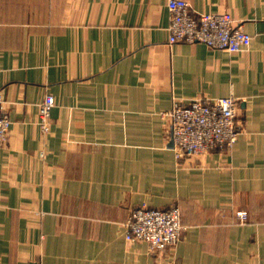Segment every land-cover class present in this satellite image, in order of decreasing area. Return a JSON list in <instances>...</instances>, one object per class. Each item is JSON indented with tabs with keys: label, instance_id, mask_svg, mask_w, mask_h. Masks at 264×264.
Returning <instances> with one entry per match:
<instances>
[{
	"label": "crops",
	"instance_id": "0c3cea01",
	"mask_svg": "<svg viewBox=\"0 0 264 264\" xmlns=\"http://www.w3.org/2000/svg\"><path fill=\"white\" fill-rule=\"evenodd\" d=\"M168 1L0 0V264H264V0H186L230 12L239 52L171 45ZM223 96L236 143L177 160L164 113ZM142 204L181 208L175 247L126 240Z\"/></svg>",
	"mask_w": 264,
	"mask_h": 264
},
{
	"label": "built area",
	"instance_id": "2783aa9c",
	"mask_svg": "<svg viewBox=\"0 0 264 264\" xmlns=\"http://www.w3.org/2000/svg\"><path fill=\"white\" fill-rule=\"evenodd\" d=\"M168 8L171 45L178 42L203 43L213 49L239 52L248 50L251 44V35L234 24L230 12H195L186 0H169ZM3 103L0 92V148L8 142L12 123ZM55 103V97L47 94L39 105V124L44 132L50 130L51 111ZM238 109V99L234 96L174 102L164 115L170 120L176 159L232 148L239 136ZM236 214L241 222L249 217L248 212L243 210ZM125 225L126 240L147 242L150 250L158 253L175 247L186 229L178 205L154 208L142 204L130 211Z\"/></svg>",
	"mask_w": 264,
	"mask_h": 264
},
{
	"label": "water",
	"instance_id": "95a60500",
	"mask_svg": "<svg viewBox=\"0 0 264 264\" xmlns=\"http://www.w3.org/2000/svg\"><path fill=\"white\" fill-rule=\"evenodd\" d=\"M169 145L173 148L174 144H173V140L172 139L170 140V144Z\"/></svg>",
	"mask_w": 264,
	"mask_h": 264
},
{
	"label": "rangeland",
	"instance_id": "374dc122",
	"mask_svg": "<svg viewBox=\"0 0 264 264\" xmlns=\"http://www.w3.org/2000/svg\"><path fill=\"white\" fill-rule=\"evenodd\" d=\"M237 213V212H236ZM248 220V219H247Z\"/></svg>",
	"mask_w": 264,
	"mask_h": 264
}]
</instances>
